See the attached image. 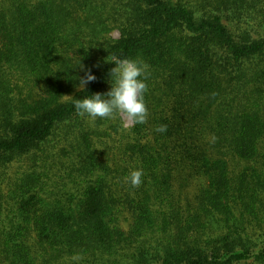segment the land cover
I'll list each match as a JSON object with an SVG mask.
<instances>
[{"label": "trees", "instance_id": "16d2710c", "mask_svg": "<svg viewBox=\"0 0 264 264\" xmlns=\"http://www.w3.org/2000/svg\"><path fill=\"white\" fill-rule=\"evenodd\" d=\"M110 54L144 124L76 113ZM0 264H264V0H0Z\"/></svg>", "mask_w": 264, "mask_h": 264}, {"label": "clouds", "instance_id": "9594fccd", "mask_svg": "<svg viewBox=\"0 0 264 264\" xmlns=\"http://www.w3.org/2000/svg\"><path fill=\"white\" fill-rule=\"evenodd\" d=\"M105 62L114 65L107 73L110 89L104 94L96 93L76 99V113L92 120L119 118L123 128L144 124L148 115L144 101L147 65L142 60L121 58L114 54H110ZM95 79L91 70L85 71L83 77H77L78 90L86 92V86ZM166 130L165 125L155 129L158 133ZM141 176L140 170H133L125 177V182L132 187H138Z\"/></svg>", "mask_w": 264, "mask_h": 264}, {"label": "rangeland", "instance_id": "374dc122", "mask_svg": "<svg viewBox=\"0 0 264 264\" xmlns=\"http://www.w3.org/2000/svg\"><path fill=\"white\" fill-rule=\"evenodd\" d=\"M114 37H115V38H117V37H118V34H117V33H115V34H114Z\"/></svg>", "mask_w": 264, "mask_h": 264}]
</instances>
